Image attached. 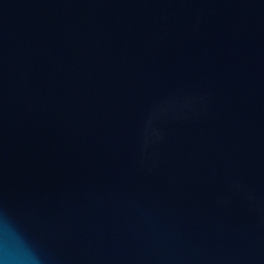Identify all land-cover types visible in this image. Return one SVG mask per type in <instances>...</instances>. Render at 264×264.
I'll return each instance as SVG.
<instances>
[{
  "label": "water",
  "instance_id": "95a60500",
  "mask_svg": "<svg viewBox=\"0 0 264 264\" xmlns=\"http://www.w3.org/2000/svg\"><path fill=\"white\" fill-rule=\"evenodd\" d=\"M0 264H264V0H0Z\"/></svg>",
  "mask_w": 264,
  "mask_h": 264
}]
</instances>
